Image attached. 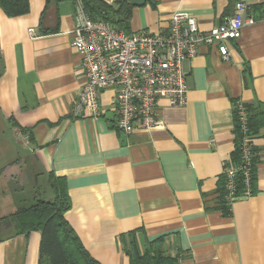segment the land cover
Instances as JSON below:
<instances>
[{
	"label": "crops",
	"instance_id": "obj_1",
	"mask_svg": "<svg viewBox=\"0 0 264 264\" xmlns=\"http://www.w3.org/2000/svg\"><path fill=\"white\" fill-rule=\"evenodd\" d=\"M248 1L256 21L229 42V59L200 45L183 64L186 103L161 100L160 125L130 133L114 124L112 89L100 93L101 115L70 114L85 79L71 45L75 0H28V12L13 17L0 8V132L9 125L11 135L0 139V217L34 199L38 176L49 184L53 174L66 182L68 224L100 264H129L120 235L133 229L141 246L162 236L178 264H264V128L253 138L257 193L223 212L216 192L233 149L232 101L264 104V0ZM235 2L155 0L133 8L130 29L165 32L181 11L208 30ZM15 186L28 199L17 200ZM40 238L0 221V264H38Z\"/></svg>",
	"mask_w": 264,
	"mask_h": 264
},
{
	"label": "built area",
	"instance_id": "obj_2",
	"mask_svg": "<svg viewBox=\"0 0 264 264\" xmlns=\"http://www.w3.org/2000/svg\"><path fill=\"white\" fill-rule=\"evenodd\" d=\"M75 1L77 24L71 45L80 55L85 79L76 93L70 114L73 117L101 115L100 93L112 89L114 124L125 133L158 127L157 109L161 100L175 107L186 103L188 87L183 64L197 54L200 45L214 46L227 61L229 42L237 40L242 28L256 21L252 13L247 12L249 1L236 0L233 13L208 30H202L192 14L177 11L170 15L165 32H126L108 21L91 19L80 0ZM234 107L246 131L243 102L237 99ZM250 141L245 136L241 142L247 187L238 198L251 196L247 169L252 155ZM223 173L226 176L225 198L232 201L235 168L225 165Z\"/></svg>",
	"mask_w": 264,
	"mask_h": 264
},
{
	"label": "trees",
	"instance_id": "obj_3",
	"mask_svg": "<svg viewBox=\"0 0 264 264\" xmlns=\"http://www.w3.org/2000/svg\"><path fill=\"white\" fill-rule=\"evenodd\" d=\"M83 9L91 19H102L114 26L130 32V20L134 7L128 0H113L111 3L103 0H80ZM0 8L9 16H18L28 12V0H0ZM2 62L0 60V75ZM232 101L233 113V149L228 161L223 164H231L235 168L234 174V200L238 199L246 189L244 161L241 157V142L245 136L250 138V149L252 155L249 165L250 194L257 193L256 166L260 160L258 149L253 144V138L264 128V104L260 101L243 103L246 121V131H243L242 122ZM13 124H16L12 119ZM22 131H28L20 127ZM48 181L55 195L50 200L36 199L26 207L17 209L0 221L9 220L13 223L14 233H28L37 230L41 234L38 264H100L81 243L73 228L65 218V212L70 208V198L67 193L65 179L48 175ZM226 176L220 173L217 179L216 192L218 193V207L227 211L228 201L225 188ZM141 229H133L120 235L123 243V251L128 256L129 264H178L175 257L168 255L164 249L162 236L151 241L145 240L142 246L137 240L136 234Z\"/></svg>",
	"mask_w": 264,
	"mask_h": 264
},
{
	"label": "rangeland",
	"instance_id": "obj_4",
	"mask_svg": "<svg viewBox=\"0 0 264 264\" xmlns=\"http://www.w3.org/2000/svg\"><path fill=\"white\" fill-rule=\"evenodd\" d=\"M6 129V130H5ZM9 125H7L5 128H2V131L0 132V139L1 140H8L10 138V132H9ZM20 156L21 154V150L20 148H16L14 151V155H18ZM37 186L34 189V194H32V197L34 199L30 200L28 198H26L27 195V187H23V188H19L18 186H15L13 188V195L14 197H17V200H20L21 198L23 199H28V200H24L21 201L19 205H17L18 207H26L30 204H32L36 199H43V200H49L51 198H53L54 192L50 186V184H48L47 179L41 176H38L37 178ZM26 186V185H25ZM21 197V198H20Z\"/></svg>",
	"mask_w": 264,
	"mask_h": 264
},
{
	"label": "water",
	"instance_id": "obj_5",
	"mask_svg": "<svg viewBox=\"0 0 264 264\" xmlns=\"http://www.w3.org/2000/svg\"><path fill=\"white\" fill-rule=\"evenodd\" d=\"M134 6H142L146 3L154 4L155 0H128Z\"/></svg>",
	"mask_w": 264,
	"mask_h": 264
}]
</instances>
